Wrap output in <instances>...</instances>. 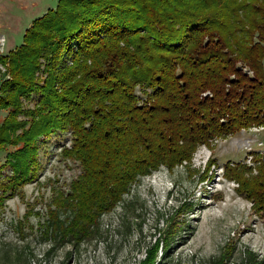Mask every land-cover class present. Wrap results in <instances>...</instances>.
Returning a JSON list of instances; mask_svg holds the SVG:
<instances>
[{
    "label": "trees",
    "instance_id": "16d2710c",
    "mask_svg": "<svg viewBox=\"0 0 264 264\" xmlns=\"http://www.w3.org/2000/svg\"><path fill=\"white\" fill-rule=\"evenodd\" d=\"M0 65V152L16 148L0 206L35 179L42 141L70 134L61 158L80 172L46 234L78 243L142 178L264 126V0H58ZM253 160L225 172L264 219V155ZM151 248L140 264H155Z\"/></svg>",
    "mask_w": 264,
    "mask_h": 264
},
{
    "label": "rangeland",
    "instance_id": "374dc122",
    "mask_svg": "<svg viewBox=\"0 0 264 264\" xmlns=\"http://www.w3.org/2000/svg\"><path fill=\"white\" fill-rule=\"evenodd\" d=\"M57 3L0 0V55L18 48L33 21ZM3 72L0 65V80ZM6 115L0 112V124ZM63 145L70 147V134L43 140L35 179L0 206V264H140L153 246L155 264H249V253L264 264V219L225 172L226 165L256 167L253 158L264 155V130H244L212 147L201 146L191 163L142 178L78 243L46 234L56 192L66 191L80 172L61 158ZM15 149L0 152V167ZM256 174L255 169L249 177ZM10 175L6 165L0 182Z\"/></svg>",
    "mask_w": 264,
    "mask_h": 264
},
{
    "label": "built area",
    "instance_id": "2783aa9c",
    "mask_svg": "<svg viewBox=\"0 0 264 264\" xmlns=\"http://www.w3.org/2000/svg\"><path fill=\"white\" fill-rule=\"evenodd\" d=\"M253 130H256L257 132H259V131H263V130H264V127H260V128H253Z\"/></svg>",
    "mask_w": 264,
    "mask_h": 264
}]
</instances>
